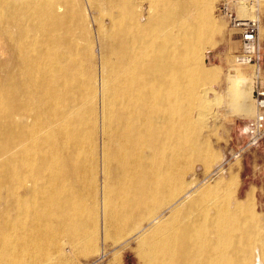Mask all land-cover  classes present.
Segmentation results:
<instances>
[{
  "label": "bare ground",
  "instance_id": "6f19581e",
  "mask_svg": "<svg viewBox=\"0 0 264 264\" xmlns=\"http://www.w3.org/2000/svg\"><path fill=\"white\" fill-rule=\"evenodd\" d=\"M51 1L0 0V264L88 255L101 232L136 241L138 264H264L254 189L230 196L237 168L203 190L185 178L215 157L187 116L217 92L215 0H152L147 15L108 0L107 20L63 32ZM248 59L222 89L238 115L254 111Z\"/></svg>",
  "mask_w": 264,
  "mask_h": 264
},
{
  "label": "rangeland",
  "instance_id": "374dc122",
  "mask_svg": "<svg viewBox=\"0 0 264 264\" xmlns=\"http://www.w3.org/2000/svg\"><path fill=\"white\" fill-rule=\"evenodd\" d=\"M107 1L52 0L50 3L51 13L60 16L66 15L52 29L63 32L78 30L88 26L95 28L96 23L89 25L94 18L102 22L107 20L110 14L116 12L115 10L107 9ZM151 1L137 0L135 2L136 6L139 4L144 6L141 12L138 10L139 13L147 15L146 13H148ZM221 1L215 0L213 5L214 19L220 24V33L216 38L218 42L209 51L205 66L208 69L216 68L219 70L218 79L212 84L213 89L217 92H210L207 100L201 103V106L193 104L191 109L188 108L187 111V116L193 122L199 125L202 124L195 136L193 135V138L191 136L190 139H194L195 137L198 142L199 140L202 142V144L201 142L199 143L203 147V150H205L202 153L203 156L208 153V149L210 148V150L215 152V157L211 165H205L202 160H193L191 170L186 174L185 178L190 180L195 176L193 177L195 184L198 185L199 190H203L215 185V182L219 181V179L225 180L229 177L230 171L233 168H237L236 177L238 185L232 186V195L230 196L233 200L235 198L242 199L248 190L254 189V211L261 219L260 225L253 226L251 231V237L257 250L259 248V240L264 238V141L257 147H246L248 120L256 113V105L252 92L251 103L254 111L249 115H238L222 104V89L226 85L225 77L228 74L234 73V58L236 57L235 54L240 52L241 45L238 37L230 36L231 31L228 28V21L218 13ZM9 4L12 3L9 2ZM59 7L62 9L61 11ZM249 9L251 14L247 17H257L259 15L260 19L259 63L252 62L245 66V69L244 66L242 68L249 78L252 77L251 86L255 87L257 84L264 83V5L262 4L257 10ZM21 16H26V11H22ZM37 22L39 21L34 22L35 25L38 24ZM97 70L100 72L99 65L97 66ZM217 99H221L219 104H215ZM86 213L88 212L86 211ZM100 234L96 245L97 248L91 253L80 255L75 251H70L68 259L56 260L57 264H138L136 241L131 240L126 243V237V239H113L107 238L102 232ZM54 244L55 242L52 244L47 242V247Z\"/></svg>",
  "mask_w": 264,
  "mask_h": 264
},
{
  "label": "built area",
  "instance_id": "2783aa9c",
  "mask_svg": "<svg viewBox=\"0 0 264 264\" xmlns=\"http://www.w3.org/2000/svg\"><path fill=\"white\" fill-rule=\"evenodd\" d=\"M240 1L248 8L259 9L264 5V0H222L218 13L228 21L230 36L238 37L241 45L240 52L235 54L236 58L242 61L249 57V63H259V15L255 18L239 16L236 5ZM257 15V14H256ZM253 98L257 105L256 115L248 120L246 147L259 146L264 141V83L257 84L253 90Z\"/></svg>",
  "mask_w": 264,
  "mask_h": 264
}]
</instances>
